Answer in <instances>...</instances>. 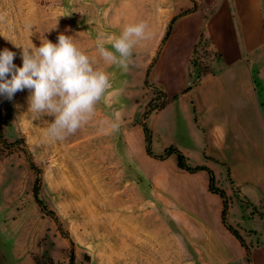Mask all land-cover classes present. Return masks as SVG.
Segmentation results:
<instances>
[{
    "label": "rangeland",
    "instance_id": "1",
    "mask_svg": "<svg viewBox=\"0 0 264 264\" xmlns=\"http://www.w3.org/2000/svg\"><path fill=\"white\" fill-rule=\"evenodd\" d=\"M234 1L0 0V50L16 52L17 66L21 49L14 45L39 46L44 38L55 43L64 33L111 84L92 118L61 140L47 134L50 117L28 110L27 90L12 100L0 96L3 139L14 144L6 148L0 139V264H48L50 259L67 264L70 251L77 264H245L236 241L207 240L214 224L222 225L206 173L180 170L174 155L166 161L148 156L142 131L145 123L153 154L173 145L190 166L205 164L191 100L180 93L202 77L210 87L227 74L223 82L232 81L237 91L249 82L251 93L261 94V113L243 112L233 103L225 130H246L249 119L253 127L261 126L264 139V0ZM231 15L246 33L249 52L238 51L241 39H233L222 53L206 36L212 33L220 45ZM140 22L147 25L148 38L134 45L127 69L105 62L96 50L97 37L114 51L107 37ZM168 94L180 98L166 106ZM28 156L39 169L38 196L60 226L33 199L36 173ZM223 165L212 169L216 185L225 189L231 179ZM246 188L257 197L256 189ZM230 193V223L250 253L256 252L251 264H262L264 197L253 204L238 187Z\"/></svg>",
    "mask_w": 264,
    "mask_h": 264
},
{
    "label": "clouds",
    "instance_id": "2",
    "mask_svg": "<svg viewBox=\"0 0 264 264\" xmlns=\"http://www.w3.org/2000/svg\"><path fill=\"white\" fill-rule=\"evenodd\" d=\"M146 28L143 22L130 24L120 36H108L114 51L98 36L96 50L105 62L127 69L134 45L148 38ZM73 41L72 36L60 33L55 43L44 38L39 46L14 45L21 49V66L14 63L16 52L0 50V96L12 100L16 93L27 90L28 110L37 117L51 118L47 134L53 140L73 135L86 124L111 86L109 75L94 67ZM112 126L118 128V124Z\"/></svg>",
    "mask_w": 264,
    "mask_h": 264
},
{
    "label": "crops",
    "instance_id": "3",
    "mask_svg": "<svg viewBox=\"0 0 264 264\" xmlns=\"http://www.w3.org/2000/svg\"><path fill=\"white\" fill-rule=\"evenodd\" d=\"M229 3L234 5L235 1L230 0ZM235 21L237 23L239 20L237 17H233L232 15L229 21L227 19L228 26L221 32V37L224 41L220 45L212 33L206 34L215 50L227 53V49L229 48L228 44L232 45V42L230 41L235 39L237 42L241 39L242 44L236 45L237 50H245L249 52V45H246L244 40L246 33L239 29ZM260 34L261 33H258V38H261ZM260 46L261 43L258 42L256 47ZM224 75L227 77V74ZM224 75L221 74L217 76L214 81H212L214 83L210 87L207 86L208 83H210L208 77H202L197 81L194 87L181 92L180 96H188L191 100L192 114L194 118L196 116V121L194 120V124L196 125L195 131L197 136L204 140L207 151V155L205 156L206 162L203 166H207L212 169L213 164L226 165L231 179V183L229 184L228 182L229 186L224 189L227 195L230 196L232 187H238L242 196L246 197L253 204H258L264 197V139L261 141V126L255 128L250 124L251 120L246 119V126L248 129L244 130L242 128L240 132H231L226 131L224 125L227 121V111L233 106V103L238 102L239 109L241 108L240 110L243 112L250 111V109H252L254 113H261V94L258 96L253 95L251 93L249 82L245 84L246 89L244 91H237L235 84H233L232 81L229 83H227L228 80L227 82H223ZM169 95L170 94H168V96ZM170 96L175 98L169 100L166 106L180 98V96L177 95ZM202 107L203 110H201ZM193 109L195 112H193ZM257 119L261 118L257 116ZM199 124L202 125L205 130H201V126H199ZM238 141H241V143L237 144L236 142ZM199 172L201 173L204 171ZM248 186L253 187L258 191L256 198L249 194L246 190V187ZM210 195L214 198H218L217 204L215 203L214 205L217 208L216 210H219L220 220L221 200L215 194L210 193ZM232 207L233 203L231 202L227 213V222L229 224H231L229 217ZM238 231L241 234L239 229ZM207 240L236 241L238 245H234L236 247L237 254L240 259L247 264L244 248L223 227V225L220 227L217 223H215L213 230L208 232ZM261 241H264V235H261ZM255 253L256 252L253 251L251 258L253 257L254 259ZM261 263L264 264V243H261Z\"/></svg>",
    "mask_w": 264,
    "mask_h": 264
},
{
    "label": "trees",
    "instance_id": "4",
    "mask_svg": "<svg viewBox=\"0 0 264 264\" xmlns=\"http://www.w3.org/2000/svg\"><path fill=\"white\" fill-rule=\"evenodd\" d=\"M169 30H170V26L168 28V31ZM188 89H189V87H187V89L185 91H187ZM174 98L175 97L166 98V99L169 101V100L174 99ZM163 108H164V105L161 107V109H163ZM151 112H152V109H149L148 111L145 112L144 116L146 117ZM193 112H195L194 109H193ZM1 119H2V106H1V99H0V139H1L2 145H4L6 148H11L14 146V144H7L6 141H4V139H3ZM194 120L196 121V118H194ZM142 131H143V137H144V143H145V152L148 156L162 161V160H166L169 156L174 155L175 161H176V166L180 170H184L186 172L193 173V174L196 172H199V171H204L206 173L208 191L211 194L217 195L221 200V211H220L221 224L238 241V243L244 248L245 254H246L247 264H251V253L249 251V248H248L244 238L242 237V235L239 233V231L235 227H233L231 224H229L227 222V213H228V209H229V197H228V195L224 189L219 188L216 185L215 173L213 172V170L211 168H209L207 166H203V165L190 166L187 163V157L183 154V152L180 151L177 147H175L173 145L166 148L164 150L163 154H161V155L153 154L152 150H151V143H152L151 131L145 125V123H142ZM27 160L30 164L31 169L36 173V177H35L34 185H33V193H32L33 199H34L35 203L37 204V206L39 207V209L41 210V212L50 216L54 220L56 225L60 226L58 217L56 216L54 211L49 210L46 207V205L43 203V201L38 196V192H39L40 184H41V179L39 177V169L34 165L31 157L28 156ZM48 264H61V263L55 262L52 259H50ZM67 264H77L75 262V256H74L73 251H70V253L68 255V263Z\"/></svg>",
    "mask_w": 264,
    "mask_h": 264
}]
</instances>
